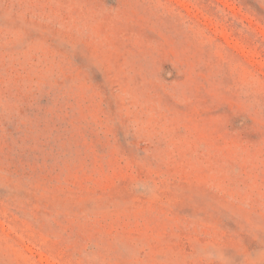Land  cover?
Here are the masks:
<instances>
[{"label":"rangeland","instance_id":"obj_1","mask_svg":"<svg viewBox=\"0 0 264 264\" xmlns=\"http://www.w3.org/2000/svg\"><path fill=\"white\" fill-rule=\"evenodd\" d=\"M0 264H264V0H0Z\"/></svg>","mask_w":264,"mask_h":264}]
</instances>
